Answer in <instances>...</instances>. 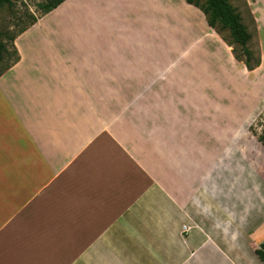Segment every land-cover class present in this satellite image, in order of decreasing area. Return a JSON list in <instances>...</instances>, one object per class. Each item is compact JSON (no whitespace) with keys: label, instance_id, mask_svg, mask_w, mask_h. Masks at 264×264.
<instances>
[{"label":"crops","instance_id":"0c3cea01","mask_svg":"<svg viewBox=\"0 0 264 264\" xmlns=\"http://www.w3.org/2000/svg\"><path fill=\"white\" fill-rule=\"evenodd\" d=\"M198 13L184 0H65L14 39L0 76V264H264V230H224L192 176L115 169L108 135L99 143L115 91L143 90L198 27L201 52L222 44Z\"/></svg>","mask_w":264,"mask_h":264},{"label":"rangeland","instance_id":"374dc122","mask_svg":"<svg viewBox=\"0 0 264 264\" xmlns=\"http://www.w3.org/2000/svg\"><path fill=\"white\" fill-rule=\"evenodd\" d=\"M10 1L0 5V72L16 60L13 39L50 4ZM193 1L206 8L207 0ZM226 1L240 14L259 65L245 68L240 45L218 21L208 30L222 44L201 52L207 37L198 27L177 58L156 61L159 74L143 90L113 93V119H98V134L99 143L108 135L115 169L165 184L188 174L220 208L224 230L252 237L264 230V0ZM198 15L206 24L208 15Z\"/></svg>","mask_w":264,"mask_h":264},{"label":"trees","instance_id":"16d2710c","mask_svg":"<svg viewBox=\"0 0 264 264\" xmlns=\"http://www.w3.org/2000/svg\"><path fill=\"white\" fill-rule=\"evenodd\" d=\"M64 1L65 0H50V4L46 7L43 14L45 15L48 12L52 11ZM184 1L188 5H191L194 8H197L199 11H201L205 17L207 15L208 17H210V19L208 17L206 18V24L209 28L214 29L215 22L218 21L221 23L222 27L227 28L230 31V34L232 38L234 39V41L241 47L243 57H244V66L247 70H252L259 65V60L253 57V53L248 48L250 34L247 32V29L242 22V18L240 14L236 11V9L232 8L227 3L226 0H207L206 8L199 7L193 0H184ZM3 4H7L8 6H10L11 1L10 0H0V5H3ZM36 20L37 18H32V21L29 24V26L34 24ZM26 28H23L20 31V33L26 30ZM12 45H13V42H12ZM0 47L1 49L3 48L1 43H0ZM14 51L16 53V60L13 62V64L16 63L18 60V56H17V52L15 48H14ZM13 64H11L6 69L2 70L0 72V76L5 71H7ZM255 254L257 255L258 259L261 262H264V250L257 249L255 250Z\"/></svg>","mask_w":264,"mask_h":264}]
</instances>
